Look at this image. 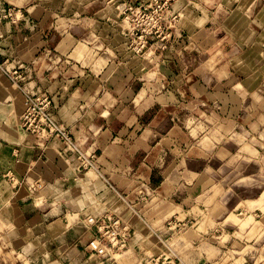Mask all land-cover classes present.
I'll return each mask as SVG.
<instances>
[{"label":"crops","instance_id":"1","mask_svg":"<svg viewBox=\"0 0 264 264\" xmlns=\"http://www.w3.org/2000/svg\"><path fill=\"white\" fill-rule=\"evenodd\" d=\"M153 1L134 0L138 6ZM198 1L215 5L214 12L204 9L205 18H218L225 9L236 12L239 27H220V32L241 37L247 51L264 58V0ZM117 3L121 0H0V243L6 245L5 264H135L136 253L124 256L120 249L101 257L88 245L101 237L95 226L101 217L121 220V192L136 200L142 181L160 206L152 208L156 216L148 228L128 221L138 253H176L183 264L225 260L223 242L238 226L227 223V212L240 203L230 205L232 196L204 192L205 181L223 178L219 172L189 169L187 160L173 157L169 134L158 139L163 132L158 117L175 116L176 97L168 88L143 94L135 63L121 61V42L108 46L104 35L119 17ZM8 11L11 17H5ZM3 67L17 72L21 89ZM22 91L51 99L50 112L58 123L83 151L96 156L94 169L78 171L74 156L61 155L58 140L22 128ZM189 111L181 107L177 114ZM176 196L179 209L196 223L169 240L155 231L167 229L165 205ZM189 197L196 205L187 209ZM194 209L210 220H200ZM217 228L224 233L215 240L210 235ZM238 260L247 262L245 256ZM254 264H264V254Z\"/></svg>","mask_w":264,"mask_h":264},{"label":"rangeland","instance_id":"2","mask_svg":"<svg viewBox=\"0 0 264 264\" xmlns=\"http://www.w3.org/2000/svg\"><path fill=\"white\" fill-rule=\"evenodd\" d=\"M214 6L198 0H154L141 6L134 0H121L116 10L119 17L104 39L108 46L121 42V61L135 63L143 94L172 90L176 97L171 107L175 116L158 117L163 118V132H159L158 139L169 134L174 144L173 157L187 160L189 169L216 171L223 177L207 180L202 187L207 194L232 196L230 205L240 203L236 211L227 212V223L238 226L228 231L223 242L228 247L222 264H243L236 261L241 256H245V264H254L264 254V58H258L261 56L256 51H247L241 37L220 32V27L227 29L236 23L239 27L236 12L225 9L226 13L218 18L203 17L207 16L204 9L214 12ZM253 59L255 63L251 64ZM1 71L7 77L15 72L5 67ZM182 102L184 105H180ZM181 107L190 109L189 113L178 115ZM214 142L216 147L211 146ZM145 187L142 181L133 201L121 192L125 209L122 206L121 220L104 217L105 226L110 227L108 234L107 228L100 229V223L95 224L107 238L102 242L109 253L105 257L121 249L124 256L136 253L135 264H183L176 253H138L139 243L133 242L135 233L128 221H138L148 228L156 216L152 208L160 206L157 196L153 197ZM180 202L176 196L173 203L165 205L167 229L155 231L158 236L165 235L170 240L196 223L179 209ZM193 202L189 197L187 209L196 205ZM193 211L200 220H210L207 213ZM222 233L223 229L217 228L210 237L216 240ZM233 242L237 243L232 246ZM4 246L0 243V264H5ZM173 246L176 248V244Z\"/></svg>","mask_w":264,"mask_h":264},{"label":"built area","instance_id":"3","mask_svg":"<svg viewBox=\"0 0 264 264\" xmlns=\"http://www.w3.org/2000/svg\"><path fill=\"white\" fill-rule=\"evenodd\" d=\"M5 17H11L10 11H8ZM14 76H9L11 81L17 88L21 89L19 83L16 80L15 71ZM23 92V102L25 104V110L21 117V125L27 132L37 135L39 137L55 138L61 144V155L66 158H71L74 156L77 164L78 171L86 169H94L96 163V156L90 155L79 146L72 134L58 121L50 112L51 99L46 95L33 96L32 94ZM106 218H101L96 224L100 223L101 228H107V234L109 231V226L106 225ZM100 239H95L88 245L90 251L105 257L109 253L105 247L102 246V242L107 240L105 236L101 234ZM106 242V241H105ZM113 245V244H112Z\"/></svg>","mask_w":264,"mask_h":264}]
</instances>
